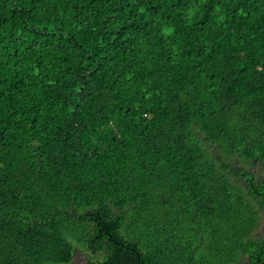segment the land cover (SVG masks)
<instances>
[{
	"label": "trees",
	"instance_id": "obj_1",
	"mask_svg": "<svg viewBox=\"0 0 264 264\" xmlns=\"http://www.w3.org/2000/svg\"><path fill=\"white\" fill-rule=\"evenodd\" d=\"M264 264V0H0V264Z\"/></svg>",
	"mask_w": 264,
	"mask_h": 264
},
{
	"label": "rangeland",
	"instance_id": "obj_2",
	"mask_svg": "<svg viewBox=\"0 0 264 264\" xmlns=\"http://www.w3.org/2000/svg\"><path fill=\"white\" fill-rule=\"evenodd\" d=\"M81 262V258L79 256H77L75 258L74 264H79Z\"/></svg>",
	"mask_w": 264,
	"mask_h": 264
}]
</instances>
